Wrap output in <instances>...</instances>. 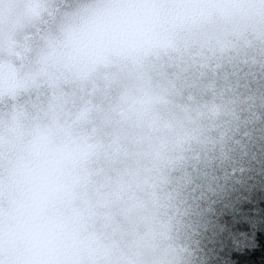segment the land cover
I'll return each instance as SVG.
<instances>
[{
	"label": "clouds",
	"instance_id": "1",
	"mask_svg": "<svg viewBox=\"0 0 264 264\" xmlns=\"http://www.w3.org/2000/svg\"><path fill=\"white\" fill-rule=\"evenodd\" d=\"M0 264H264V0H0Z\"/></svg>",
	"mask_w": 264,
	"mask_h": 264
}]
</instances>
